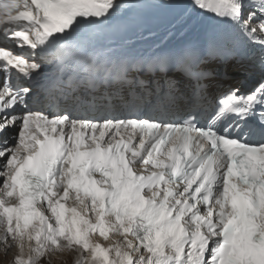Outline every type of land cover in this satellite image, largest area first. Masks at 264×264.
I'll list each match as a JSON object with an SVG mask.
<instances>
[{
	"label": "snow or ice",
	"instance_id": "1",
	"mask_svg": "<svg viewBox=\"0 0 264 264\" xmlns=\"http://www.w3.org/2000/svg\"><path fill=\"white\" fill-rule=\"evenodd\" d=\"M190 6L264 70V0ZM119 8L0 0V248L15 249L2 264H264V73L201 121L210 73L192 48L139 67L90 54L70 63ZM173 70L193 106L156 114L157 88L140 77ZM166 84L174 100L179 81Z\"/></svg>",
	"mask_w": 264,
	"mask_h": 264
},
{
	"label": "bare ground",
	"instance_id": "2",
	"mask_svg": "<svg viewBox=\"0 0 264 264\" xmlns=\"http://www.w3.org/2000/svg\"><path fill=\"white\" fill-rule=\"evenodd\" d=\"M120 8L112 18L101 25L103 32L107 31L110 38L121 41L115 44L116 50L128 52H146L151 46H171L185 38H198L202 35L204 26L210 22L211 13L193 11L190 0H118ZM188 5V6H186ZM97 35L96 32H93ZM91 37L95 38L93 34ZM102 36H97V38ZM114 46V47H115ZM110 51L109 47H105ZM241 63L230 59L222 64L209 57L201 58V67L214 73L205 81L208 94L222 90L223 84L230 78L224 75H237ZM214 75V76H213ZM180 79V78H179ZM178 80V77H177ZM181 80V79H180ZM175 97L179 94L175 93ZM2 249V248H0ZM70 260V256L57 259V263Z\"/></svg>",
	"mask_w": 264,
	"mask_h": 264
},
{
	"label": "rangeland",
	"instance_id": "3",
	"mask_svg": "<svg viewBox=\"0 0 264 264\" xmlns=\"http://www.w3.org/2000/svg\"><path fill=\"white\" fill-rule=\"evenodd\" d=\"M229 75L233 76L234 74H229ZM14 252H15V249H13L11 252H9L7 254V256H5L4 252H3V249H0V264H2V262L5 261V260L10 261L12 259V257H13ZM67 256H65V257H67ZM69 256H70V260L69 261L57 263V260H54L53 264H72L73 254H69ZM62 258H64V257H61V259Z\"/></svg>",
	"mask_w": 264,
	"mask_h": 264
}]
</instances>
